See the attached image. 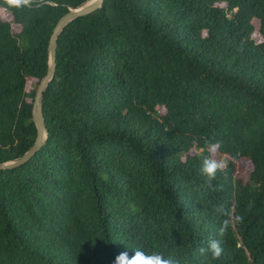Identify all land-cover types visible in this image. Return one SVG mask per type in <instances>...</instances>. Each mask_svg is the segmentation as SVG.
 <instances>
[{
    "label": "trees",
    "instance_id": "1",
    "mask_svg": "<svg viewBox=\"0 0 264 264\" xmlns=\"http://www.w3.org/2000/svg\"><path fill=\"white\" fill-rule=\"evenodd\" d=\"M85 1L0 0V162L34 144L50 37ZM43 111L45 146L0 169V264H264V0H105L61 32Z\"/></svg>",
    "mask_w": 264,
    "mask_h": 264
},
{
    "label": "water",
    "instance_id": "2",
    "mask_svg": "<svg viewBox=\"0 0 264 264\" xmlns=\"http://www.w3.org/2000/svg\"><path fill=\"white\" fill-rule=\"evenodd\" d=\"M104 1L105 0H87L77 7H71L69 11L58 21L49 41V67L47 73L39 82L35 94L32 114L33 120L37 127L36 139L29 150H27L20 158L7 162H0V169H13L25 164L26 162L30 161L37 154V152H39L45 146L49 131L46 125L43 111V98L47 86L55 76L59 36L71 21L75 20L78 17L90 14L95 10L101 8L104 4Z\"/></svg>",
    "mask_w": 264,
    "mask_h": 264
},
{
    "label": "clouds",
    "instance_id": "3",
    "mask_svg": "<svg viewBox=\"0 0 264 264\" xmlns=\"http://www.w3.org/2000/svg\"><path fill=\"white\" fill-rule=\"evenodd\" d=\"M10 4L20 5L22 2L27 3V0H8ZM217 151V146L212 144L210 146V155L202 159L201 174L207 177V184L209 188L215 189L212 181L215 179L218 171H223L225 165L215 158L214 154ZM216 211L219 213H226L225 206L223 204L217 205ZM235 220L238 222L243 221L242 216H236ZM230 225V220L225 219L220 227L217 229V235L223 237ZM207 252H211L213 259H218L222 252V244L219 239L213 238L207 242V247L201 246L199 248V254L204 255ZM113 264H181V260L176 256L169 255L165 257L161 253H153L151 255L146 254L141 249H133L130 255L128 251H122L114 258Z\"/></svg>",
    "mask_w": 264,
    "mask_h": 264
}]
</instances>
